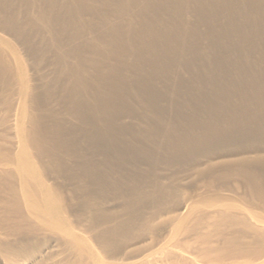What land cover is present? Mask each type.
Returning a JSON list of instances; mask_svg holds the SVG:
<instances>
[{
    "label": "bare ground",
    "instance_id": "1",
    "mask_svg": "<svg viewBox=\"0 0 264 264\" xmlns=\"http://www.w3.org/2000/svg\"><path fill=\"white\" fill-rule=\"evenodd\" d=\"M84 1L0 0L34 63L5 90L0 264H264V0Z\"/></svg>",
    "mask_w": 264,
    "mask_h": 264
},
{
    "label": "rangeland",
    "instance_id": "2",
    "mask_svg": "<svg viewBox=\"0 0 264 264\" xmlns=\"http://www.w3.org/2000/svg\"><path fill=\"white\" fill-rule=\"evenodd\" d=\"M84 3L88 6L93 5L94 2L93 0H85ZM45 26H47L46 24H44ZM43 25L41 23H38V27H42ZM86 28V27H85ZM0 29L2 31L5 32V34H1V49H0V71L2 72L1 75V79L2 81L0 82V124H4L8 118V116L10 115V113L12 112L13 109H15V103L13 102L12 96L6 92L5 90L8 88V86L10 85H16L17 82L20 79V66H25V68L27 69L28 66L30 65H34L33 63V58L32 56L29 54L28 49L26 47V45L20 41H18L15 37V33L10 29L9 25L7 23H4L0 20ZM93 30V29H92ZM90 31L88 29L85 30V33L87 35V37L89 38V41L94 40L95 39V35H94V31ZM47 38H50V35L47 34L46 35ZM98 42V41H97ZM124 50L126 49L123 48ZM121 49V50H123ZM225 54H227V56L231 55V51L230 50H225L224 51ZM208 52L206 49H199V52L196 54L194 58V60L200 61V60H204L208 55ZM3 68H5V70H3ZM35 69V68H34ZM42 69H39V74L40 76L44 75ZM36 75V77H39ZM28 75H30L28 73ZM37 84H40V80L39 82L36 81ZM123 111V110H121ZM119 111V112H121ZM157 110H155L156 112ZM181 112H189V110L187 108H183ZM48 113V112H47ZM55 118L58 120H64L66 119L70 124H74L76 125L77 121L76 119H73L72 117L66 115L65 112H63L61 110V112H56ZM137 114H139V116H128L127 114H124L122 116V122L126 123L127 125H131L137 129H139L140 131H145L144 130V123L147 121H144V119H142L141 116V112H137ZM157 125H159V123H156ZM7 149L12 150L11 149V145H6ZM163 155H169V152H166V154ZM162 152H158L155 151V156L157 157H163ZM179 160H184V159H179ZM182 168V167H181ZM174 171V170H173ZM176 172H181L180 169L175 170ZM157 173H159V171H156ZM172 173V172H171ZM186 177H188L187 181H184L183 179ZM182 176V180L179 179V181L181 182V186H183L182 188L183 191L180 192V195H182L180 197V199L184 198V197H189L193 199L194 202L196 203H201V205H206V203H208L210 201V198L212 199V193H214V190L212 188H209V186H207L206 184H208V180L202 181L200 178H191L190 176ZM190 177V178H189ZM179 182V183H180ZM204 182V183H203ZM204 184V186H203ZM180 185V184H179ZM178 201H182V200H178ZM176 202L175 204H178L179 202ZM171 208H175V205H169ZM204 208V207H203ZM208 210L205 209H199V211L196 213V215H194L191 220H190V225L188 224V227H192L194 224L196 225L197 222H199V218L201 217V213H206ZM200 212V213H199ZM167 225V224H165ZM194 225V226H195ZM168 227V225H167ZM167 228H165L166 230ZM163 230H164V225H163ZM185 236L180 235L178 239V241H183L185 240L184 238ZM176 239V240H177ZM177 241L174 240V243H176ZM182 242V243H183ZM174 243L172 242L171 244L174 245ZM181 242H177V245L179 246ZM170 244V245H171ZM176 245V246H177ZM172 247V246H171ZM174 249V250H173ZM171 250H173L172 252L177 253V249L173 248ZM180 254H185V252L180 251ZM177 255L179 256V253H177ZM186 255V254H185ZM201 259L198 258L197 261H200ZM178 262L177 264H183L185 262Z\"/></svg>",
    "mask_w": 264,
    "mask_h": 264
}]
</instances>
